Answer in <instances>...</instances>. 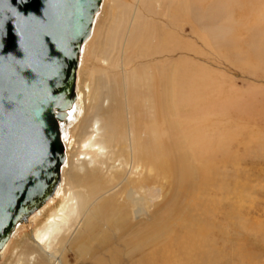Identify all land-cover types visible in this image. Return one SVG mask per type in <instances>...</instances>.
Wrapping results in <instances>:
<instances>
[{
    "label": "rangeland",
    "instance_id": "obj_1",
    "mask_svg": "<svg viewBox=\"0 0 264 264\" xmlns=\"http://www.w3.org/2000/svg\"><path fill=\"white\" fill-rule=\"evenodd\" d=\"M142 2L105 0L99 30L103 35L107 34L108 25H113L107 8L120 10L127 19L123 18L125 24L112 30L114 42H105L103 46L97 42L87 53L79 77H82L79 110L69 129V139L72 132L78 135L90 129L85 109L94 102L92 85L108 75L111 79L117 77L116 84L112 80L111 86L107 81L105 84L113 88L124 119L126 107L128 110L132 100L141 96L147 116L142 122L154 124V112L148 104L150 85L157 82V92L172 93L174 98L165 104L163 120L157 122L165 144L158 148L163 164L141 165L152 170L148 176L153 179L144 188L146 191L138 188V182L131 183L141 192L140 198L134 197L136 205L143 202V196L151 201L136 208L142 210V215L137 212L122 224L118 236L112 235L103 217H100L102 221L99 219L92 183L105 185L99 209L102 211L112 204L121 189L115 184L108 186L109 174L127 173V168L117 164L114 155L108 172L80 182L79 205L74 206L76 200L73 201L67 230L51 241L52 247L62 248L70 239L64 247L63 264H176L179 251L173 244L177 233L181 236L189 229L197 233L202 229L207 241L222 254L227 253L229 258L223 254L220 262L243 264V254H248L254 264H264V48L262 42L260 48L256 44L250 46L254 36L244 30L252 27L254 17L247 23L243 20L245 13L255 15L259 11L264 18V0L259 1V8L248 5L246 0H197L190 6L193 11L179 8L177 13L173 1L159 0L160 3L152 6ZM136 19L140 23L138 36L143 41L131 38L135 36ZM144 23L147 26L141 30ZM124 46L126 50L122 52ZM123 69L129 72L126 81L121 76ZM124 85L128 87L126 94L122 91ZM138 85H142L140 89L135 88ZM128 134L129 129L123 132L119 143L135 139ZM79 143L76 149L79 155L73 159L76 168L80 159L90 158L95 163L106 159L100 154L105 151L89 146L83 151L79 149L83 143ZM168 163L172 164L169 168ZM127 177L128 180L140 178L134 171ZM63 181L65 188L67 182L64 178ZM70 195L66 188L58 192L55 202L36 223L23 225L25 228L17 232L1 264H42L46 261L45 253L56 252L47 246L49 240L47 243L42 235L52 215L67 206ZM189 209L192 217L185 216ZM105 237L110 240L107 245ZM229 250L241 253L233 260ZM21 254L27 257L25 261Z\"/></svg>",
    "mask_w": 264,
    "mask_h": 264
},
{
    "label": "water",
    "instance_id": "obj_2",
    "mask_svg": "<svg viewBox=\"0 0 264 264\" xmlns=\"http://www.w3.org/2000/svg\"><path fill=\"white\" fill-rule=\"evenodd\" d=\"M100 2L0 0V251L57 186L60 123Z\"/></svg>",
    "mask_w": 264,
    "mask_h": 264
},
{
    "label": "bare ground",
    "instance_id": "obj_3",
    "mask_svg": "<svg viewBox=\"0 0 264 264\" xmlns=\"http://www.w3.org/2000/svg\"><path fill=\"white\" fill-rule=\"evenodd\" d=\"M168 1L175 2L176 9H175V7H174V9L177 13L179 8H185L187 10L193 11V8L190 6H193V4L196 3L197 0H168ZM246 1H247L248 5H250L252 7H253V5H257L256 7L259 8L258 3L260 0H246ZM104 2H105V0H101L99 9L94 15L89 35L86 37L84 42L81 44L80 55L78 58V65H77V68L75 70L74 85L72 88L73 92L75 93V98H74V101H73L71 107L67 110L65 120H63L60 123L61 141H62L63 146H64L65 159H64L63 164L60 167V173H59V177H58L57 186H56L53 194L50 197H48V199H46L44 201V203L39 208H34V210L29 213V217H28V220L26 222L17 223L16 226L13 228L8 241L6 242L3 249L0 251V264H1L2 258L4 259L5 253L8 250V248L10 247L11 242L13 241L15 235L17 234V232H19L21 227H24L23 225H30L31 226L32 224L36 223V221L41 216V214L55 202L56 197L58 195V192H62L63 189L65 190V188H66V190H69L71 192L70 198L66 203L67 206L60 208L58 211H56L52 215V217L48 220L47 225H46L48 228L43 231V235H42V239L45 240L47 243L49 240V244H47V246L49 248L57 250L56 252L45 253L47 256L46 261H44L42 264H63L62 260H64L63 259L64 258V247H66L68 245L70 239H68L66 241L64 247L59 248V249H57L56 247L55 248L52 247L53 243L51 244V241L55 240L57 238V235H59L62 231L67 230L66 225H68V223H69L68 211H69L70 207L73 206L74 200H76V203L74 204V206L79 205V199H78L79 193H78L77 189L80 186V182L88 179L89 177H95V175H98L99 173L108 172V170L111 169V165L114 163V160H113L114 155L117 157V160H116L117 164H119L121 167L125 166L127 168V173L124 175H120V176H117V175H114L111 173L109 174L110 175V183L108 186H114V184H115L118 187L121 186V189H120V194L116 195L113 198L112 204H110L107 207H104L102 209V211H99V209L101 208V206L103 204L102 195L105 193L104 192L105 191V185H103L101 182H97V181L92 183V186L94 187L92 190V194L96 195L95 201L97 204L95 206V209L98 210L99 219H100V217H103L105 220V222L104 221L103 222H104V224L109 226V229H110V232L112 233V235L118 236L122 224L128 222V220L132 216H134V214L137 212L140 213V215H142V213H143L142 210H139L136 208H138V206L144 207V206L148 205V203L151 201L150 198L143 196V202L138 203L136 205L134 197L138 196V198H140L141 192L137 191L134 188V186L131 185V183L138 182V185H139L138 188L146 191L144 188L147 187L146 186L147 183L150 182L153 179V177L148 176V174H149L148 172H152V170L143 167L144 163H147V164L149 163V164L154 165V166H157V164H163L162 159H161V150L158 151L159 150L158 148H159V146L162 147L165 144H163L164 141L162 140V136H161L162 130L158 127L157 122L159 123V120H161V121L163 120L162 116L164 115L163 110L165 108V104L168 103V101L171 98H174L172 93H170V92L166 93L165 91L162 93H159L156 90L157 82L154 84L151 83L152 85H150V87H149L150 92H151V96H150V100H149L150 102L148 104L150 105L151 111L154 112V113L151 112L153 115L152 122L154 124L148 125L147 124L148 122L144 123V124L142 122V119L144 117L147 118V116H145V113L143 112V110H145V109H144V106L142 105L143 98H141V96H137L134 100H132V105L127 104L128 110L126 107L127 112H126V116H125L126 120H125L123 115H122L121 109H119V101L117 102V100H116L117 96L113 93V91H112L113 88L112 89L109 88L110 80L114 81V83L116 84L117 83V77L114 76L113 79H111L110 76L108 75V76L102 78L98 83L95 82L92 85L91 91H95L94 102L89 109H85V119L87 116L89 117L90 121H88L87 119L86 120L89 123H91V127H90L91 131L89 129L88 131H86V133H80L78 135L73 134V132H72V139L71 140L69 139L70 138L69 129L75 123L76 116H77V113L79 110L78 89H79V83H80L79 80L82 79V77L81 78H79V77L82 73L81 67L86 60L87 53L89 52V49L94 44H96L97 42L101 46H103V44L105 42H110V41L114 42L113 35H110L112 30H115V28H116L115 26L120 25L121 23L125 24V21L122 22V19L126 18L125 17L126 15H124V13H121L120 10L118 11V10H115L113 7H109V8H107L109 10V12H108L109 19H110L111 24H113V25H108L106 35H103L99 31L101 28L102 19L100 17L103 13ZM138 2H139V0H138ZM155 2L158 3L159 0H143L142 3H144L143 5H149L150 4L152 6ZM259 12H257L255 15H253L252 13H245L243 20L246 21V23H247V21H249L250 17H254L253 18L254 23H253L252 27H244V30H245V32L249 31L250 36H252V35L254 36V38L250 41L251 42L250 46H253L254 44H256L258 46V48H260V43L262 42V48H264V26L262 27V20L264 18H263V14L259 13ZM226 16H224V17H226ZM230 20H232V18ZM225 23H226V21H225ZM246 23H244V24H246ZM222 24L223 23H221V25ZM236 24H234V26ZM239 24H240V22H239ZM145 25H146V23H144L143 29H141V30H145ZM223 25H227V24H223ZM125 27H126V25H125ZM217 27L219 28L220 26L217 25ZM231 27H233V26L231 25ZM139 28H140V23H139L138 19H136L135 21H133V29H134L135 36L131 37V38H134L136 42H138L139 39L141 41H143V38L142 37L139 38V36H138ZM221 29H223V28H220L219 30H221ZM232 29H234V28H232ZM260 37H261V39H259ZM125 47L126 46H124V49L122 48V52H124L126 50ZM253 47H255V46H253ZM91 50H92L91 52H93L94 49L92 48ZM103 54H105V51L103 52ZM102 58H104V57H102ZM128 73L129 72H127L125 69H123L121 76L125 77L124 81H126V79H127L126 77L128 76ZM136 74L137 73L132 74V75H136ZM106 81L109 85L105 84ZM137 83H139V81ZM141 86L142 85H138L135 88L138 87L140 89ZM122 91L126 94L128 92V87L126 85H124L122 88ZM130 101H131V99H130ZM143 113H144V115H143ZM150 118H151V116H150ZM150 118H148V119L151 120ZM128 129H129L128 136L131 137V135H133L135 137V139H126L127 140L126 143L124 140H121V143H119V140L121 139L123 132L128 131ZM131 140H133L134 145L132 144ZM158 141H160V142H158ZM79 142L83 143L82 147L79 148L80 150H83V151L86 150L87 146H89L92 149H97V150L100 149L102 151H105V154L103 152H100V154H101V156H104V159L105 158L106 159L104 161L98 162V163H95V161L90 159V158H88L86 160L80 159V160H77V167L78 168H76L73 159H74V156L79 155L76 153L77 146H80ZM165 148H167V147H165ZM153 153L157 154L158 157L156 158V156L153 155ZM83 154H85V155L90 154V152L89 153H83ZM141 165H143V166H141ZM171 166H172L171 163H168L166 165V167H168V168ZM101 167H104L105 170H101ZM132 171H134L135 175L136 174L139 175L140 178L137 177V180H135V179H131L130 178L131 176H130L129 180H128L127 175H131ZM76 172H78V173H76ZM63 178L67 182V187H65V188L63 185V182H64ZM116 180H118V182H116ZM180 180H181V178H180ZM155 191L160 192V190H158V189H155ZM158 208L159 207H157V209ZM59 213L61 214V216H59L60 215ZM189 214H190V209L188 212H186L185 216H188ZM83 215H84V213L82 214V217H83ZM190 216L191 215H189L188 217H190ZM187 220H188V218H187ZM192 222H190V223H192ZM209 224L211 226H214V224H211V223H209ZM189 225H191V224H189ZM189 225H188V227H189ZM182 228H184V227H182ZM185 228H187V227H185ZM197 230H195V231H197ZM201 231H202V229H200L199 232L197 233V232H193V230L189 229L181 236H179V232L177 233V236L175 238L176 243L174 242V244H173V246L175 248H177L179 251L178 258L176 260L177 261L176 264H179L178 262H181L183 264H219V263L220 264H227L225 262H223V263L220 262V260H221L220 256H223V254L226 258H229V257H227V253L223 252V254H222L215 247V245L213 243H211L210 241H207V238L203 236V233L201 234ZM46 236H47V238H46ZM105 242H106V245L110 243V240L108 239V237H105ZM76 245H77V243L74 244L73 246H76ZM241 249H242V247H241ZM196 250H200V251H196ZM229 251L231 252L230 253L231 259H233V258L237 259V257L241 253V252L238 253L239 252L238 250L233 251V252H232V250H229ZM21 257H22L21 259H23L24 261L27 258V257H23L22 254H21ZM242 259H243L242 260L243 264L246 261L248 262V264H254V259H250L248 254L247 255L243 254ZM31 260H33V259H31ZM222 260H224V259H222Z\"/></svg>",
    "mask_w": 264,
    "mask_h": 264
}]
</instances>
